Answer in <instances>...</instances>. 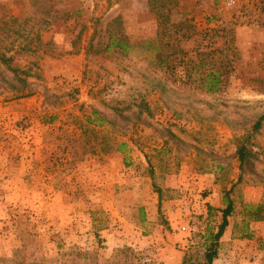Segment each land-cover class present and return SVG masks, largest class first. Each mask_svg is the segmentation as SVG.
<instances>
[{
    "label": "rangeland",
    "instance_id": "obj_1",
    "mask_svg": "<svg viewBox=\"0 0 264 264\" xmlns=\"http://www.w3.org/2000/svg\"><path fill=\"white\" fill-rule=\"evenodd\" d=\"M176 1L197 35L142 47L154 0H0V264H197L231 190L216 264H264V0Z\"/></svg>",
    "mask_w": 264,
    "mask_h": 264
},
{
    "label": "trees",
    "instance_id": "obj_2",
    "mask_svg": "<svg viewBox=\"0 0 264 264\" xmlns=\"http://www.w3.org/2000/svg\"><path fill=\"white\" fill-rule=\"evenodd\" d=\"M178 7L176 0H154L151 6L152 12L156 16L157 21V39L158 40H146L143 41L140 46L145 47L147 45H158L159 41H162L166 46L170 47L173 45V41L170 40L173 38L172 31L174 34H179L180 36L174 38L179 45L184 44V40L191 37L193 31L194 35H197L195 26L191 24L190 21L184 20L183 22L175 23L172 22V11ZM190 33V34H189ZM190 35V36H189ZM110 43L108 49H118L123 55H128L134 45L129 44L126 38L120 37L113 33L110 34ZM166 37V41H164ZM161 38V39H159ZM177 44V45H178ZM174 47V46H172ZM191 69H194L192 67ZM191 71L186 69V78H191ZM224 84L223 72L220 69L206 68L201 72V79L199 81V88L208 94H217L222 90ZM264 117H261L259 121L254 126V132L258 133L261 129L262 122ZM126 145L119 147V150H124ZM238 160L240 162L241 168L247 161H250L254 157L253 152L249 151L248 148L244 145L240 146L237 151ZM231 191H228L223 196V206L217 211L221 213V223L218 226L216 233H212L206 237L207 246L204 253V259L202 262L197 264H215V261L219 257V251L221 246V239L225 234L227 227L230 225V218L235 214V203L231 197ZM209 211H215L212 206H209ZM243 220L242 225L237 223L235 225V232L240 233L241 238L250 239L252 235L250 234V225L253 223H262L264 222V203L259 204H244L242 206ZM183 264H191L188 253L184 256Z\"/></svg>",
    "mask_w": 264,
    "mask_h": 264
},
{
    "label": "crops",
    "instance_id": "obj_3",
    "mask_svg": "<svg viewBox=\"0 0 264 264\" xmlns=\"http://www.w3.org/2000/svg\"><path fill=\"white\" fill-rule=\"evenodd\" d=\"M233 231V226H231V224L227 227L226 231H225V234L224 236L222 237L221 239V242L223 241H228V240H231L232 238V232ZM215 264H216V261H215Z\"/></svg>",
    "mask_w": 264,
    "mask_h": 264
}]
</instances>
